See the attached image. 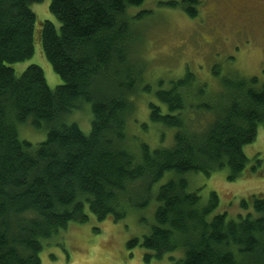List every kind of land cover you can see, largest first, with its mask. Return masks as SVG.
<instances>
[{
    "label": "trees",
    "instance_id": "1",
    "mask_svg": "<svg viewBox=\"0 0 264 264\" xmlns=\"http://www.w3.org/2000/svg\"><path fill=\"white\" fill-rule=\"evenodd\" d=\"M41 1L0 0V264H43L44 240L88 221L87 208L99 221L121 220L152 198L155 224L143 240L128 241L147 249V264L168 252L172 264H264V192L243 198L246 212L236 218L212 216L218 194L204 203L188 178L243 174L244 148L264 125V81L215 68V85L187 68L154 89L134 30L149 10L129 12L147 0H51L60 31L50 20L36 28L31 5ZM160 4L196 17L201 0ZM38 40L61 79L55 88L38 64L15 72ZM153 92L149 120L162 128L156 148L134 142L128 131L136 98ZM84 103L92 113L89 134L70 121ZM28 122L46 131L43 141L20 138Z\"/></svg>",
    "mask_w": 264,
    "mask_h": 264
},
{
    "label": "rangeland",
    "instance_id": "2",
    "mask_svg": "<svg viewBox=\"0 0 264 264\" xmlns=\"http://www.w3.org/2000/svg\"><path fill=\"white\" fill-rule=\"evenodd\" d=\"M165 1L169 0H147L129 10L130 14L149 10L135 20L134 30L141 39L139 51L147 65L146 81L154 89L158 88L160 79L179 78L187 68L199 80H208L215 85L218 84L215 68L221 75L237 71L243 76H257L264 81V0H201L196 17L181 8L160 4ZM50 3L51 0H43L31 5L36 14V28L40 29L44 20H50L60 31L61 22L51 12ZM243 10L244 13L239 14ZM254 12L252 23L248 16ZM30 64L42 67L51 88L61 83L40 40L35 43L32 57L14 64L15 72L20 75ZM149 100L158 101L154 92L141 93L136 98L135 110L128 120V131L134 142L144 141L156 148L162 144V128L149 120ZM91 115L90 104L84 103L72 114L70 121L77 122L89 134ZM46 135L45 130L35 128L30 122L19 127L20 138L33 143L43 141ZM166 141L169 140L166 138ZM244 150L249 162L243 174L235 180L227 179L226 170L188 176L189 189L197 191L204 203L208 202L211 192L218 194L220 204L212 216L226 211L229 218H236L246 212L240 204L243 198L264 192V125H259L256 139ZM171 176V172L166 173L154 185L155 195L159 186ZM156 206L157 201L152 198L145 208L131 209L121 220L109 216L102 221L87 208L88 221L71 223L59 235L44 240L43 264H147L144 261L147 249L140 245L130 248L128 241L133 238L141 241L151 231ZM173 254L165 253L162 259H154L149 264H172L170 256Z\"/></svg>",
    "mask_w": 264,
    "mask_h": 264
},
{
    "label": "flooded vegetation",
    "instance_id": "3",
    "mask_svg": "<svg viewBox=\"0 0 264 264\" xmlns=\"http://www.w3.org/2000/svg\"><path fill=\"white\" fill-rule=\"evenodd\" d=\"M264 2V1H263ZM211 10H212V12L214 11V8H211ZM214 13H215V11H214ZM214 13H211V15H214ZM242 13H244V10L243 11H240V13L239 14H241L242 15ZM215 16V15H214ZM254 16H255V12H254V14H249V16H248V19L253 23V20H254ZM251 24V23H250ZM252 25V24H251Z\"/></svg>",
    "mask_w": 264,
    "mask_h": 264
}]
</instances>
